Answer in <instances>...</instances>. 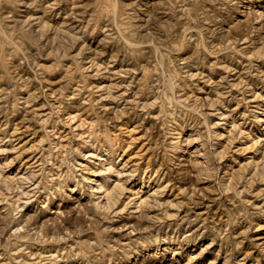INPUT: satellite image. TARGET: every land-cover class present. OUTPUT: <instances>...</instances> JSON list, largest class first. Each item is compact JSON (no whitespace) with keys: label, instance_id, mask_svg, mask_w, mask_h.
<instances>
[{"label":"clouds","instance_id":"obj_1","mask_svg":"<svg viewBox=\"0 0 264 264\" xmlns=\"http://www.w3.org/2000/svg\"><path fill=\"white\" fill-rule=\"evenodd\" d=\"M262 226L264 0H0V264H264Z\"/></svg>","mask_w":264,"mask_h":264},{"label":"rangeland","instance_id":"obj_2","mask_svg":"<svg viewBox=\"0 0 264 264\" xmlns=\"http://www.w3.org/2000/svg\"><path fill=\"white\" fill-rule=\"evenodd\" d=\"M133 141V147L128 148L127 151L123 154V160L125 161H136L140 158V153L144 151L145 146L142 143V135L139 129H136L134 126L131 128V137H130ZM25 142H27L25 144ZM38 141H36L35 138L33 139H29L28 136H23L22 140L20 141V143L25 144V147H30L32 146L34 143H37ZM13 153H9V156H11ZM30 155L29 152H25L24 156L22 157V159L27 160V157ZM145 155H147V153H145ZM16 165H14L15 167ZM95 174V173H93ZM143 202V201H141ZM170 203H173L172 201H170ZM173 207H175V204L173 203ZM260 234H264V226L260 227L257 229L256 235H260ZM199 243V241H193L192 243L188 244L187 247L184 249V251H180L179 249H174L172 252V255L175 256L177 259H179V257L181 255L184 256V260H182L180 262V264H187L188 260L191 259L192 264H196L197 261L200 260H204L205 256L209 257V260H205L204 264H209V262L214 259V256L216 254H211L210 255V250L205 251L204 255H198L199 252V248L197 247V244ZM219 250H217V254H218Z\"/></svg>","mask_w":264,"mask_h":264}]
</instances>
